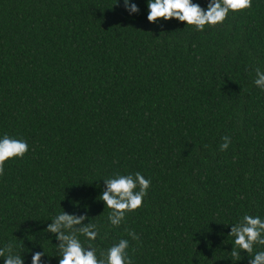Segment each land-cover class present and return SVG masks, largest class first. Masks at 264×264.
Wrapping results in <instances>:
<instances>
[{
  "label": "trees",
  "instance_id": "16d2710c",
  "mask_svg": "<svg viewBox=\"0 0 264 264\" xmlns=\"http://www.w3.org/2000/svg\"><path fill=\"white\" fill-rule=\"evenodd\" d=\"M131 2L0 0V138L29 145L0 176V247L25 264H59L63 211L99 226L98 253L129 240L133 264H233L231 225L264 219V0L203 32ZM136 172L143 206L112 227L103 180Z\"/></svg>",
  "mask_w": 264,
  "mask_h": 264
},
{
  "label": "clouds",
  "instance_id": "9594fccd",
  "mask_svg": "<svg viewBox=\"0 0 264 264\" xmlns=\"http://www.w3.org/2000/svg\"><path fill=\"white\" fill-rule=\"evenodd\" d=\"M124 6L130 14L139 13L140 9L131 0H124ZM150 23L171 21L176 19L191 26L196 31L203 32L207 27L221 25L230 13H238L252 8V0H208L207 9L193 0H147ZM254 84L264 90V71L255 69ZM224 143L219 147L227 151L231 139L222 137ZM29 151L26 141L4 135L0 138V176L4 174L5 164L10 159H22ZM103 188L97 198L104 202L109 211L108 220L112 227H119L126 215L143 206L144 198L148 194L151 180L146 179L140 172L135 174H115L103 180ZM89 220L88 215L69 214L63 211L56 215L45 229L59 241L57 257L59 264H133L129 256V240L120 239L107 250L97 252L94 243L100 236L99 226L84 222ZM127 231V230H126ZM128 235L133 240H139L134 231ZM229 236L233 237L234 244L231 250L233 264L241 260V253L249 257V264H264V251H254L255 246H264V219L260 216L245 214L238 223L231 225ZM80 237H84V242ZM135 250L133 249V252ZM45 251H36L32 254L31 264H43ZM0 258L4 264H25V259L15 250L12 242L0 247Z\"/></svg>",
  "mask_w": 264,
  "mask_h": 264
}]
</instances>
